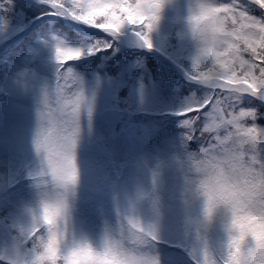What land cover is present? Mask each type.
<instances>
[{
  "label": "clouds",
  "instance_id": "clouds-1",
  "mask_svg": "<svg viewBox=\"0 0 264 264\" xmlns=\"http://www.w3.org/2000/svg\"><path fill=\"white\" fill-rule=\"evenodd\" d=\"M40 17L95 28L112 39L73 42L49 32L38 37L54 71L34 100L30 146L34 164L25 178L32 192L21 217L0 241V264H165L161 245L165 172L178 178L185 209L181 240L193 264H264V112L242 107L245 96L264 102V0H187L179 32L194 53L183 68L201 91L173 106L181 117L167 154L135 161L130 184L113 180L101 195L96 236L77 223L84 187L81 149L95 135L100 84L90 85L73 62L115 49L130 33L143 49L178 0H36ZM15 0H0V36L8 38ZM19 79L27 87V76ZM141 101L144 85H140ZM193 141H200L193 147ZM15 183L0 172V190ZM221 235L213 241L211 227Z\"/></svg>",
  "mask_w": 264,
  "mask_h": 264
},
{
  "label": "trees",
  "instance_id": "trees-1",
  "mask_svg": "<svg viewBox=\"0 0 264 264\" xmlns=\"http://www.w3.org/2000/svg\"><path fill=\"white\" fill-rule=\"evenodd\" d=\"M21 5L24 8L19 10L14 8L11 14L10 23L17 27L14 29L26 27L37 13L34 7L38 5L32 1H22ZM186 11L187 0H178L175 6L165 9L155 37L156 46L151 51L141 48L136 41H130L125 36L114 42L115 49L97 53L90 59L73 62L75 68L84 75L90 85L101 82L99 106L95 117V135L85 139L80 153L83 168L95 164L102 156L101 146H105L109 152L103 156V163L107 164L110 155L123 157L125 160V164H121L123 182L130 184L131 177L135 174L137 159L141 156L151 159L160 154H167L178 140V134L182 131L178 126L181 117L176 116L172 108L181 99L187 97L189 92L201 91L197 84L185 77L183 71L186 67L185 60L187 61L194 53V47L191 41H184L189 53L187 55L184 51L182 53L161 49L158 42L161 35L180 37L182 17ZM41 22L45 25L42 23L33 25L23 39L9 41L0 55V67L4 73L0 81V168L2 169L11 165L14 157L20 154L14 143L16 134L23 135L25 132L31 134L34 125L35 94L40 84L50 78L54 71V61L51 60L50 54L39 46L38 37L56 32L73 42L95 40L90 31L73 24L68 25L62 19L50 18ZM101 38L112 39L106 35H102ZM122 38L128 40L124 45ZM2 40L4 38L0 36V43ZM25 69L30 73L27 76V87L19 79L22 75H26ZM173 70L178 77L172 75ZM141 83L144 85L143 101L140 94ZM8 101L17 105L15 111L7 108ZM132 101L137 102L138 110L129 107V116H125V110ZM241 106L259 107L262 111L264 102L256 97L245 96ZM120 127H123L121 137L109 138L110 133ZM199 143L200 141H193V147L198 146ZM165 180L163 227L167 233V226L173 224L175 219L183 221L185 209L178 198L179 181L176 174L170 169L166 170ZM31 197L30 191L26 201ZM87 206L89 207L88 204L79 202L77 223L92 236H96L100 230L101 216L90 213ZM107 214L111 216V213ZM9 235V229L2 228L0 220V241L9 238ZM174 246L168 242L161 245L165 264H173L168 257L170 251L178 250ZM185 256L188 263L193 264L191 258Z\"/></svg>",
  "mask_w": 264,
  "mask_h": 264
},
{
  "label": "rangeland",
  "instance_id": "rangeland-1",
  "mask_svg": "<svg viewBox=\"0 0 264 264\" xmlns=\"http://www.w3.org/2000/svg\"><path fill=\"white\" fill-rule=\"evenodd\" d=\"M22 1L26 0H15L14 8L15 10H19L24 8ZM36 3V0H28ZM38 5V4H37ZM36 8V15L32 17L29 23L24 28L14 29L17 28L15 25H11L10 31L8 33V38L4 39L0 43V55L3 53V48L9 41L16 40L18 38H22L25 34L31 30L33 25H37L42 23L41 20L46 19H62L58 17H40L41 6L38 5ZM15 18V17H14ZM17 20V18H16ZM15 20V22H16ZM64 23L68 25H75L78 28L90 31L91 34L94 36L95 39L101 38L102 35H105L98 29L87 27L84 25H80L77 23L72 22L71 20L62 19ZM45 25V23H42ZM127 36L130 41L135 40L134 37L131 36L130 33H126L121 37ZM123 39V38H122ZM187 40L186 38H182L181 36L176 38L173 36H163L161 35V39L159 40V44L161 49L164 50H172L174 52H182L183 51L188 55L187 47L184 45V41ZM128 40L123 39L122 44L124 45L125 42ZM137 42V41H136ZM138 43V42H137ZM10 50V49H9ZM8 50V51H9ZM91 56H87L83 59H90ZM176 61V58H175ZM185 64L187 66V61L185 60ZM175 68V67H174ZM178 71V70H177ZM179 72V71H178ZM180 73V72H179ZM3 69L0 67V81L1 75H3ZM182 74V73H180ZM172 75L178 77L176 72L173 70ZM183 75V74H182ZM3 89V87H2ZM129 107H132L134 110H138V104L135 101H132L130 105L127 106L125 110V116H129L128 110ZM7 108L9 110H16L17 105L8 101ZM261 110V109H260ZM264 112V108L262 110ZM262 121V122H261ZM261 123H264V120H261ZM123 132V127L117 128L110 133L109 138L111 137H121ZM30 136L29 132H25L23 135L16 134L15 145L20 150V154L13 159V163L7 168L2 169L0 168V172L7 171L9 179L15 178V183L11 184L4 190H0V220L2 222V228H8L10 222L18 220L21 217V205L23 202H26V197L29 195L31 189L29 188V181L25 178V172L28 167L32 166L35 162L34 157L31 151L30 146ZM109 150L105 146H101L100 153L101 158L97 160V162L87 168H84V187L81 190V199L80 204H88V210L90 213L94 215L101 216V209L98 206L101 201L103 202V208L106 213H111V204L106 196L101 195V189H106L107 186L113 181L118 180L121 184H124L122 178V166L121 164H125V160L120 155H110L109 161L107 164L103 163V156L108 153ZM14 156V155H13ZM173 224L167 226V234H168V243L174 244V247H177L178 250L170 251L169 253V260H172L171 263L173 264H190L188 263L186 256L188 255L187 249L179 243L178 241L181 240V220H176L172 222ZM166 224V223H165ZM166 226V225H165ZM221 235L219 225L215 224L210 229V237L213 241H215ZM190 257V256H189Z\"/></svg>",
  "mask_w": 264,
  "mask_h": 264
}]
</instances>
